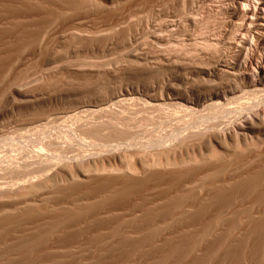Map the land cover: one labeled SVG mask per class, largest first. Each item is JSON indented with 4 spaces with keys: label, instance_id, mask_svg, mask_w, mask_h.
Segmentation results:
<instances>
[{
    "label": "rangeland",
    "instance_id": "rangeland-1",
    "mask_svg": "<svg viewBox=\"0 0 264 264\" xmlns=\"http://www.w3.org/2000/svg\"><path fill=\"white\" fill-rule=\"evenodd\" d=\"M245 4L0 0V264H264Z\"/></svg>",
    "mask_w": 264,
    "mask_h": 264
},
{
    "label": "bare ground",
    "instance_id": "bare-ground-1",
    "mask_svg": "<svg viewBox=\"0 0 264 264\" xmlns=\"http://www.w3.org/2000/svg\"><path fill=\"white\" fill-rule=\"evenodd\" d=\"M246 1V4H245V6L246 7H244V5H242L243 6V8H241V9H243V11L242 12H244L245 11V14L247 15V16H249L251 13H253L252 15L254 16L253 18H252V22H253V24H256V25H258V26H260L263 30H264V0H245ZM255 2V6H256V8H252V5L254 4V2ZM240 3H242V2H240ZM253 3V4H252ZM243 4H244V2H243ZM104 8V7H103ZM252 8V9H251ZM244 9H246V10H244ZM254 9H255V11H254ZM245 16V15H244ZM247 16H246V19H247ZM250 17V16H249ZM247 21V20H246ZM251 23V22H250ZM260 24V25H259ZM244 25H245V23H244ZM252 25V24H251ZM255 25V26H256ZM257 27V26H256ZM260 28V29H261ZM258 29H259V27H258ZM262 32V31H261ZM263 33V32H262ZM264 34V33H263ZM261 41L262 43H259V45L260 44H264L263 42V40H264V37H262L261 35H260V37L258 38V41ZM245 41H247V40H245ZM244 44H248V43H244ZM258 45V46H259ZM209 46V45H208ZM263 46V45H262ZM255 52V51H254ZM256 55V54H255ZM262 57V56H261ZM259 59V60H258ZM254 61H256V62H254ZM251 68L252 70L251 71H253V75L251 76V77H249V76H247V77H249V78H251V79H248L246 76H243L242 77V79H243V81L245 82L244 84H246V81L247 80H252V82L251 83H253V87L252 88H254L255 89V91H252V89L250 90V89H248L247 88V90H248V93H246V94H250L251 92H255L256 94L259 92V91H261V90H263L264 91V57H263V59L261 58H257L256 57V60H255V56L252 58V61H251V63L247 66V68ZM250 70V69H249ZM248 73V72H247ZM250 74V73H249ZM248 74V75H249ZM244 75V74H243ZM241 76V75H240ZM248 84V83H247ZM241 85V84H240ZM238 87H241V86H238ZM240 88H238V90H239ZM242 89V88H241ZM253 89V90H254ZM245 91V90H244ZM227 92H229V91H227ZM231 92H232V90H231ZM247 92V91H246ZM250 92V93H249ZM217 93V92H216ZM221 93V92H220ZM224 93H226L225 91H224ZM228 94V93H227ZM233 94V93H232ZM251 95V94H250ZM258 95H259V93H258ZM257 95V96H258ZM245 96V95H244ZM254 97L256 96V95H253ZM226 97H227V95H226ZM225 97V98H226ZM230 97V96H229ZM234 97V96H233ZM247 97V96H246ZM251 97V96H250ZM221 98H222V95H220V94H216V100H218V101H220L221 100ZM236 98V97H235ZM240 98V97H239ZM249 98V97H248ZM260 98V97H259ZM263 98H264V96H263ZM226 99H229V98H226ZM225 99V100H226ZM233 99V98H232ZM237 99V98H236ZM212 100V99H211ZM224 100V99H223ZM229 100H231V99H229ZM260 100V99H259ZM261 101L262 100H260V102L259 103H261ZM184 102H185V104H186V106H191V104H192V102L190 101V99L188 100H184ZM243 102V101H242ZM258 103V102H257ZM263 103V102H262ZM246 104V103H245ZM255 104V103H254ZM214 105H216L217 107H219V108H217L216 107V109H218V110H215L216 111V114H220V113H217V111H219L220 109H223V108H220V107H223L225 104H222V103H220V102H217L216 101V103H215V101H214ZM214 105H213V107H214ZM253 105V104H252ZM259 104H257L256 106H258ZM255 106V107H256ZM260 106V105H259ZM225 107V106H224ZM243 107V106H242ZM252 108H253V106H252ZM190 109H191V107H190ZM193 109V108H192ZM212 109V108H211ZM215 109V108H214ZM241 109V108H240ZM246 109V108H245ZM250 109V108H249ZM193 111H195L194 109H193ZM197 111V110H196ZM199 111V110H198ZM221 111H227L226 110V108H225V110H220V112ZM235 111V110H234ZM239 111V110H238ZM253 111H254V109H253ZM224 112H222V113H224ZM255 113H253L252 114V116L251 117H249V118H247V119H249V121H250V123L251 122H253L252 123V125L250 124V123H248V121H247V123H245L244 125H239V126H237L236 128H235V132H250L251 131V129H253V131L255 130V126H253V125H255V123L257 122L258 123V121H260V120H262V118H264V105L262 106V107H258L257 109L255 108V111H254ZM207 113V112H206ZM215 113V112H214ZM200 114V113H199ZM202 114V113H201ZM209 114V113H208ZM212 115V114H211ZM228 115V114H227ZM243 115V114H242ZM250 115V114H249ZM208 116V115H207ZM210 116V115H209ZM109 118V117H108ZM215 118V117H214ZM118 120V119H117ZM233 120V119H232ZM264 120V119H263ZM217 121V120H216ZM107 122V121H106ZM261 122V121H260ZM218 123V122H217ZM230 123V122H229ZM241 123V122H240ZM256 123V124H257ZM108 124V123H107ZM221 124H222V122H221ZM250 125V127H246L247 125ZM224 125V124H223ZM233 125H235V124H233ZM259 125V124H258ZM216 125H214L213 127H215ZM236 126V125H235ZM261 126V125H260ZM259 126V127H260ZM193 127V126H192ZM234 127V126H233ZM257 127V126H256ZM257 129V128H256ZM231 130H233V129H231L230 128V130H227L228 132L229 131H231ZM224 131V130H223ZM226 131V132H227ZM209 132V131H208ZM192 133V132H191ZM201 133V132H200ZM204 133V132H203ZM202 133V134H203ZM216 133V132H215ZM201 134V135H202ZM217 134V133H216ZM219 134V133H218ZM217 134V135H218ZM227 134V133H226ZM229 134H230V132H229ZM187 135V134H186ZM207 135V134H206ZM212 135H214V134H212ZM211 135V136H212ZM217 135H215V136H217ZM231 135H232V132H231ZM231 135H230V138H231ZM239 135V134H238ZM219 136V135H218ZM218 136H217V138H218ZM245 136H248V135H246L245 134ZM255 136V135H254ZM199 137V136H198ZM233 137V136H232ZM235 137H237L236 135H235ZM240 137V136H239ZM184 138H186V137H184ZM194 138V137H193ZM205 138V137H204ZM217 138H215V139H217ZM221 138V137H220ZM250 138H251V136H250ZM179 139V138H178ZM206 139V138H205ZM198 140V139H197ZM210 140V139H209ZM218 140H220L221 141V139H219L218 138ZM192 141V140H191ZM264 141V140H263ZM198 143V142H197ZM219 143V142H218ZM224 143V142H223ZM221 144V143H220ZM227 144V143H226ZM41 146V145H40ZM185 146V145H184ZM223 146V145H222ZM262 146V145H261ZM207 147V146H206ZM176 149V148H175ZM214 151V150H213ZM140 152V151H139ZM138 152V153H139ZM156 152H157V150H156ZM216 153V152H215ZM123 154V153H122ZM77 163V162H76ZM69 169V168H68ZM1 187V186H0ZM5 191V190H4ZM9 193V192H8Z\"/></svg>",
    "mask_w": 264,
    "mask_h": 264
}]
</instances>
